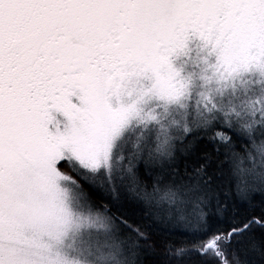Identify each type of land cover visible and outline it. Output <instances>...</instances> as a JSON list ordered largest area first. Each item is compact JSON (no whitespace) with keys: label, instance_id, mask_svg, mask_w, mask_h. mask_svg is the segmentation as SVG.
Segmentation results:
<instances>
[{"label":"snow or ice","instance_id":"snow-or-ice-1","mask_svg":"<svg viewBox=\"0 0 264 264\" xmlns=\"http://www.w3.org/2000/svg\"><path fill=\"white\" fill-rule=\"evenodd\" d=\"M0 264H264V0H0Z\"/></svg>","mask_w":264,"mask_h":264}]
</instances>
